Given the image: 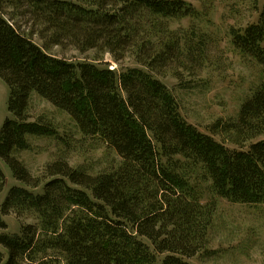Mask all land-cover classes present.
<instances>
[{
  "label": "trees",
  "instance_id": "16d2710c",
  "mask_svg": "<svg viewBox=\"0 0 264 264\" xmlns=\"http://www.w3.org/2000/svg\"><path fill=\"white\" fill-rule=\"evenodd\" d=\"M194 14L185 0H0V78L13 115L0 130V158L17 182L0 201V264H190L207 249L216 209L202 201L205 191L264 203V4L254 22L231 30L232 45L262 78L234 119L206 131L185 119L158 78L204 62L196 32L172 27ZM53 47L138 66L71 61ZM33 93L117 161L91 173L58 158L34 177L16 153L30 149L28 135L56 129L30 120ZM5 185L0 169V194ZM11 212L37 223L11 234Z\"/></svg>",
  "mask_w": 264,
  "mask_h": 264
},
{
  "label": "rangeland",
  "instance_id": "374dc122",
  "mask_svg": "<svg viewBox=\"0 0 264 264\" xmlns=\"http://www.w3.org/2000/svg\"><path fill=\"white\" fill-rule=\"evenodd\" d=\"M195 10L194 16L172 23L175 29L185 33L196 32L205 53L192 70H178V78L168 74L158 76L177 99L185 119L201 131L216 120L228 121L236 117L241 102L262 78L257 63L235 49L231 43V30L243 29L254 22L264 0H185ZM191 35V34H190ZM37 44L41 42L35 38ZM194 41V44H196ZM58 58L71 61H93L100 67L121 71L138 66L132 58L120 62L105 53L94 61V52L81 53L73 48L53 47L49 51ZM191 63V62H190ZM9 89L0 78V130L7 118ZM30 120H43L56 130L55 136H33L27 139L30 149L16 153V157L28 168L34 177L43 173L45 165L58 158H64L74 167H82L91 173L109 167L117 161L114 153L94 138L84 137L73 120L63 111L38 97L31 95ZM220 139L219 136L216 137ZM0 169L5 175L6 185L0 194L2 201L8 188L17 184L11 169L0 158ZM203 202L214 201L215 213L209 230L206 251L189 259L190 264H264V203L241 204L216 198L208 191ZM8 225L6 231L19 233L21 224H36L30 214L4 216ZM7 258V251L0 246Z\"/></svg>",
  "mask_w": 264,
  "mask_h": 264
}]
</instances>
